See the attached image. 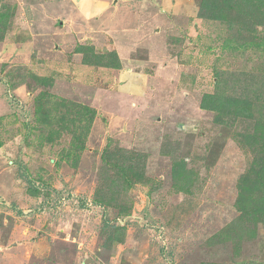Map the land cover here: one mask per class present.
<instances>
[{
    "label": "rangeland",
    "instance_id": "obj_1",
    "mask_svg": "<svg viewBox=\"0 0 264 264\" xmlns=\"http://www.w3.org/2000/svg\"><path fill=\"white\" fill-rule=\"evenodd\" d=\"M201 1L0 0V264H264V8Z\"/></svg>",
    "mask_w": 264,
    "mask_h": 264
},
{
    "label": "trees",
    "instance_id": "obj_2",
    "mask_svg": "<svg viewBox=\"0 0 264 264\" xmlns=\"http://www.w3.org/2000/svg\"><path fill=\"white\" fill-rule=\"evenodd\" d=\"M202 10H206L208 12V19L214 20V21H221L224 17V10H227L228 12L231 10H245V11H256L258 10L259 13H261L262 8H264V0H202L201 1ZM82 49L80 48V51ZM207 99L209 97H206ZM202 109L209 110V111H215L218 112L220 110H224V108L221 105H218L216 101H208L205 100L204 103H202ZM78 115V114H77ZM76 115V116H77ZM70 116V124L74 127V122L72 119V115ZM41 122V120H40ZM86 130V129H85ZM84 131H82V135L84 136ZM264 163L260 165V168L263 169ZM180 169V168H179ZM173 177H177L178 171H174ZM260 175V174H259ZM179 176V175H178ZM264 176V175H263ZM258 178V177H257ZM259 183H262L259 181V178L257 180ZM256 180H253L256 184ZM264 181V179H263ZM247 189H244L243 195L239 193L237 199H236V206L238 208L242 207V204H244L247 200L246 194L251 193L253 191V185H248L246 187Z\"/></svg>",
    "mask_w": 264,
    "mask_h": 264
}]
</instances>
